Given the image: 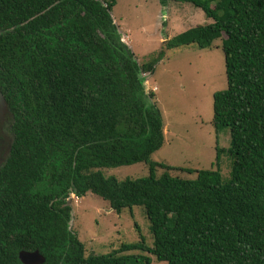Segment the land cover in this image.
Here are the masks:
<instances>
[{
  "label": "trees",
  "instance_id": "obj_1",
  "mask_svg": "<svg viewBox=\"0 0 264 264\" xmlns=\"http://www.w3.org/2000/svg\"><path fill=\"white\" fill-rule=\"evenodd\" d=\"M118 0H0V89L14 115L13 151L0 168V264L39 250L46 264H264V0H161L191 4L213 24L165 41L174 50L223 40L228 89L214 96V124L230 131L232 179L217 170L152 161L164 120L112 17ZM146 163L150 177L119 182L101 169ZM166 172L157 177L156 170ZM171 171L194 174L195 180ZM118 213L143 207L142 238L85 256L71 232L74 194ZM138 227V226H137Z\"/></svg>",
  "mask_w": 264,
  "mask_h": 264
},
{
  "label": "rangeland",
  "instance_id": "obj_2",
  "mask_svg": "<svg viewBox=\"0 0 264 264\" xmlns=\"http://www.w3.org/2000/svg\"><path fill=\"white\" fill-rule=\"evenodd\" d=\"M112 17L139 65L149 62L152 56L159 58L164 51L154 74L142 75L146 94L148 98L155 94L150 101L162 111L165 126V143L153 154L152 161L195 171L217 170L220 149L223 181H231L230 131L214 124V96L228 89L223 40H217L211 49L192 44L168 50L164 43L198 26L213 24V20L191 4L164 5L161 0H118ZM12 123V119L4 125L0 123V141L3 133L12 135ZM4 158L2 152L0 159ZM3 164L0 162V168ZM101 172L119 182L150 177L146 163L104 168ZM165 172L157 168V177ZM170 174L185 180L197 178L196 173ZM69 204L73 208L70 229L84 244L86 257L112 254L123 245L141 242L142 238L147 245H153L150 221L143 207L118 213L109 202L92 193L81 198L71 196ZM126 254L149 257L151 264H167L147 253Z\"/></svg>",
  "mask_w": 264,
  "mask_h": 264
},
{
  "label": "water",
  "instance_id": "obj_3",
  "mask_svg": "<svg viewBox=\"0 0 264 264\" xmlns=\"http://www.w3.org/2000/svg\"><path fill=\"white\" fill-rule=\"evenodd\" d=\"M1 36V33H0ZM10 119H14V115L11 111V108L3 94V92L0 89V123L4 125L7 121L9 122ZM1 125V126H2ZM3 138L5 139L7 137L8 139V148H7V154L4 155V159H2V162L5 165L9 159V157L12 154L13 151V135H9V137L3 133ZM20 261L22 264H45L47 259L41 254L39 250L28 252V251H21L19 254Z\"/></svg>",
  "mask_w": 264,
  "mask_h": 264
},
{
  "label": "flooded vegetation",
  "instance_id": "obj_4",
  "mask_svg": "<svg viewBox=\"0 0 264 264\" xmlns=\"http://www.w3.org/2000/svg\"><path fill=\"white\" fill-rule=\"evenodd\" d=\"M116 24V23H115ZM118 28V27H117ZM119 33H120V31H119ZM120 35L122 36V34L120 33ZM123 38V37H122ZM122 42H124V43H126V44H128L127 42H125L124 40H122ZM8 139H7V137L4 139L3 137H2V140L0 141V154L2 153V152H4V155H6L7 154V148H8ZM0 162H2V159H0ZM72 196H75V197H77L76 195H72ZM77 198H79V197H77ZM29 252V251H28ZM30 252H33V251H30ZM42 254V253H41ZM43 255V254H42ZM44 256V255H43ZM45 257V256H44ZM46 258V257H45ZM47 259V258H46ZM46 263H47V261H46ZM45 263V264H46Z\"/></svg>",
  "mask_w": 264,
  "mask_h": 264
},
{
  "label": "built area",
  "instance_id": "obj_5",
  "mask_svg": "<svg viewBox=\"0 0 264 264\" xmlns=\"http://www.w3.org/2000/svg\"><path fill=\"white\" fill-rule=\"evenodd\" d=\"M102 1V0H101Z\"/></svg>",
  "mask_w": 264,
  "mask_h": 264
}]
</instances>
